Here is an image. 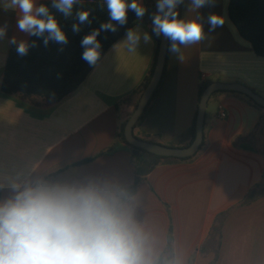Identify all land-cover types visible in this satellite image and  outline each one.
Masks as SVG:
<instances>
[{
  "label": "crops",
  "instance_id": "obj_1",
  "mask_svg": "<svg viewBox=\"0 0 264 264\" xmlns=\"http://www.w3.org/2000/svg\"><path fill=\"white\" fill-rule=\"evenodd\" d=\"M39 0H37L38 2ZM229 0L198 13L190 0L178 7L180 18L199 15L206 38L182 47L183 59L168 52L158 96L136 137L158 134L161 144L184 147L197 108L202 81L240 83L264 97V57L256 56L227 15ZM144 4V0H142ZM223 27L209 32L210 13L224 15ZM16 13L0 6V25L8 24L0 41V82L8 40L29 36L16 27ZM152 42L129 52L115 41L82 84L58 103L35 107L0 90V183L20 170L35 168L51 179L65 171L117 174L132 181L130 148L119 138L134 110L135 91L147 76L157 43L152 24L140 23ZM224 118H219V111ZM261 111L242 95H211L204 117L203 145L188 160L166 159L138 187L151 217L170 231L184 250L187 264H264V125ZM8 191H0L6 197ZM220 229V237L213 232Z\"/></svg>",
  "mask_w": 264,
  "mask_h": 264
},
{
  "label": "clouds",
  "instance_id": "obj_2",
  "mask_svg": "<svg viewBox=\"0 0 264 264\" xmlns=\"http://www.w3.org/2000/svg\"><path fill=\"white\" fill-rule=\"evenodd\" d=\"M184 0H157L152 15V32L169 41L168 51L183 59L182 47L206 38L199 15L180 18ZM108 20L81 39V59L95 67L101 59L102 31L115 33L128 22L129 11L141 20L147 8L142 0H103ZM217 0H190L189 11L215 7ZM82 0H51L50 6L37 0H0L5 11H14L16 27L30 37L66 46L69 39L56 12L73 18V34L90 24L91 9L77 7ZM55 10V11H53ZM225 14L210 13L209 32L223 27ZM8 24L0 25V41ZM152 42L139 26L129 28L121 42L129 52ZM18 56H26L36 41L12 36ZM63 51V47L59 49ZM0 264H187L184 250L172 233L148 213L143 189L117 174L65 171L58 179L39 174L35 168L17 171L7 184L0 183Z\"/></svg>",
  "mask_w": 264,
  "mask_h": 264
},
{
  "label": "trees",
  "instance_id": "obj_3",
  "mask_svg": "<svg viewBox=\"0 0 264 264\" xmlns=\"http://www.w3.org/2000/svg\"><path fill=\"white\" fill-rule=\"evenodd\" d=\"M39 3H45L50 6L51 0H39L38 4ZM144 6L148 11L141 20H137L135 14L129 11L128 22L126 25H117L118 30L115 33L104 31L100 33L97 39L102 44V55L115 41L125 34L127 29L133 28L140 23L152 24V15L156 12V8L152 0H144ZM77 7L91 9L92 11L90 16L91 23L82 26V30L78 34H73L71 31V25L75 22L73 18L64 19L62 14L59 12L55 13L60 20L63 30L68 36L69 43L66 46L50 42L49 45L45 47L42 39L29 36L28 41H36L37 46L30 48L28 55L23 57L17 55L15 46H11L6 57L0 82V90L2 93L14 96L35 107H46L58 103L82 84L93 67H90L81 59L83 52V49L80 46L81 39L84 35L99 28L101 23L107 22L108 14L106 6L103 4V0H82V5H78ZM227 15L231 23L235 26L240 37L250 44L255 55L264 57V0H229L227 5ZM152 34L156 40L157 48L147 76L135 91L137 95H140L148 84L156 62L160 37H156L153 32ZM61 47H63V51H59ZM168 52L169 51L167 50V54ZM165 65L159 83L135 125L139 124L144 119L156 100L165 73ZM210 83L211 81H202L199 84L197 89V108L203 90ZM218 92L225 91H216L212 95ZM228 92L242 95L250 104L259 109L261 111L259 125H264V107L259 106L243 94L233 91ZM197 108L191 126L187 131L189 142L185 146L192 142L195 135ZM123 130L124 124L120 128L119 138L130 148V161L133 167V178L131 182L136 186L143 183L146 180L147 175L156 166L161 164L163 160L191 159L197 154L203 145L202 142L198 151L190 157H162L129 145L124 138ZM158 137V134H145L143 138H137L161 144L157 141ZM165 145L180 147L179 145L171 143ZM213 232H217L218 238L220 237V229L218 227L213 226Z\"/></svg>",
  "mask_w": 264,
  "mask_h": 264
},
{
  "label": "water",
  "instance_id": "obj_4",
  "mask_svg": "<svg viewBox=\"0 0 264 264\" xmlns=\"http://www.w3.org/2000/svg\"><path fill=\"white\" fill-rule=\"evenodd\" d=\"M152 2L156 8L157 0H152ZM168 44L169 41L165 40L163 36H161L159 39L156 62L152 75L150 77L148 84L140 94L134 110L132 111L131 115L125 122L123 133L126 142L133 147L146 150L152 154L162 157L186 158L194 155L198 151L199 146L202 143L205 111L208 100L214 92L216 91L237 92L249 97L251 100H253L256 104H258L261 107H264V97L255 93L249 87L240 83H223V82L213 81L203 90L201 94L197 108L195 135L192 142L189 145L184 147H172V146H166L158 143L149 142L135 137L133 134V128L135 124L138 122L141 114L143 113L148 101L150 100L162 76V72L164 69L165 60L167 56Z\"/></svg>",
  "mask_w": 264,
  "mask_h": 264
},
{
  "label": "built area",
  "instance_id": "obj_5",
  "mask_svg": "<svg viewBox=\"0 0 264 264\" xmlns=\"http://www.w3.org/2000/svg\"><path fill=\"white\" fill-rule=\"evenodd\" d=\"M224 116H225L224 112L220 110L219 114H218V117L219 118H224Z\"/></svg>",
  "mask_w": 264,
  "mask_h": 264
}]
</instances>
